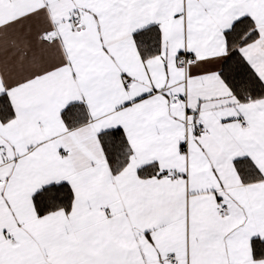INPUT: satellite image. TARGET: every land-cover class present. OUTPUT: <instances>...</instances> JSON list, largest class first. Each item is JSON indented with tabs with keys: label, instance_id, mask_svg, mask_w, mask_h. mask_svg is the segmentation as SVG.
Instances as JSON below:
<instances>
[{
	"label": "snow or ice",
	"instance_id": "obj_1",
	"mask_svg": "<svg viewBox=\"0 0 264 264\" xmlns=\"http://www.w3.org/2000/svg\"><path fill=\"white\" fill-rule=\"evenodd\" d=\"M0 264H264V0H0Z\"/></svg>",
	"mask_w": 264,
	"mask_h": 264
}]
</instances>
